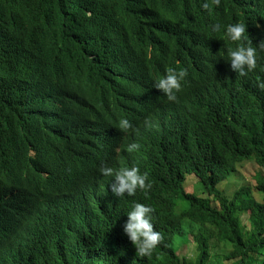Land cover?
<instances>
[{
    "label": "trees",
    "instance_id": "16d2710c",
    "mask_svg": "<svg viewBox=\"0 0 264 264\" xmlns=\"http://www.w3.org/2000/svg\"><path fill=\"white\" fill-rule=\"evenodd\" d=\"M205 2L209 9L201 8ZM241 20L264 23V0H0V264H264V175L256 185L260 199L248 186L231 196L219 188L243 162L264 171V90L257 86L264 82V51L258 50L257 67L217 98L226 50L236 47L225 26ZM213 24L221 25L219 32ZM245 35L253 47L264 39V31ZM160 42L168 54L173 48L183 54L189 79L179 102L193 110V120L160 110L133 121L118 106L125 99L131 105L135 73ZM156 68L149 62L145 70ZM90 97L116 115L113 132L100 137L99 155L75 185L68 176L71 151L85 132L70 122L76 102ZM121 118L136 125L133 135L145 149L129 153L122 145ZM130 154L149 161V201L162 230H155L158 245L140 257L121 227L88 230L87 219L56 218L69 208L124 215L127 204H107L99 167ZM189 175L201 195L185 193ZM22 213L56 222L40 231L43 245L14 255L6 251L16 224L6 221ZM66 219L80 221L73 226ZM56 225L73 226L76 234H58ZM189 245L192 255H182Z\"/></svg>",
    "mask_w": 264,
    "mask_h": 264
},
{
    "label": "clouds",
    "instance_id": "9594fccd",
    "mask_svg": "<svg viewBox=\"0 0 264 264\" xmlns=\"http://www.w3.org/2000/svg\"><path fill=\"white\" fill-rule=\"evenodd\" d=\"M214 2L218 4L219 0H214ZM209 7L210 5L207 2L201 4L202 9H209ZM251 23L241 20V22L225 26L227 38L236 42V47L226 50V61L229 63H226L227 67L222 71L221 80L223 83L217 88V98L223 95L226 85L228 89L232 83L235 84L239 81L238 75L245 76V70L251 72L257 67L258 50L264 51V39H261L259 44L253 47L251 43H248L249 38L245 34H247L248 30L264 31V23L261 20H255ZM220 28L221 25L219 24L211 26L214 33L219 32ZM150 47L152 48H149L141 67L135 73L137 87L131 89V105L125 99L118 106L125 108L122 111L133 121L148 119L152 114L160 110L171 112L179 121L182 119L193 120L195 116L193 110L189 107H182L179 102L189 79L188 70L181 66L183 54L174 48L168 54L165 52L164 45L161 42L156 46ZM149 62L155 63L157 68L145 70ZM83 86H87V84H83ZM257 86L261 90H264V82L258 81ZM205 89L207 92L213 93V96H216L211 85L206 86ZM155 96L159 97L155 98ZM163 96H166L170 101L164 102ZM98 100L99 97H90L82 98L76 102L77 116L75 120L70 122L79 128L80 132H83V130L85 132L84 137L74 139L71 151L73 160L68 176L75 185L80 184L83 173L91 169V156L99 155L102 142L100 139H96L97 130H99L97 136L100 137L108 136L113 132L111 118L116 113L111 110L108 111V104H99ZM181 108L184 110L183 114L180 111ZM147 123L148 121L145 120V124ZM117 127L116 129L122 133V145L128 144L126 150L129 153L135 151L137 148H141L139 143L141 141L133 135L134 131L138 128L131 120L121 118L118 121ZM77 136L80 137L82 134ZM142 147L144 148L145 145H142ZM33 154L35 155V152ZM137 158L136 155L130 154V157H123L121 163L107 166L101 162V166L99 167V172L103 176L102 193L107 194V204L112 202H114L110 204L112 206L127 204L129 207L124 215L115 217L107 209L103 208L98 209L97 213L96 211L89 213V210L87 212L81 210L73 211L69 208L67 212L62 211L61 216H56L57 220L61 218L63 220L64 216H66L65 213H67V218H79L83 222L86 219L89 220L90 226L88 230L96 227L103 228L108 224L121 227L123 231L122 239L128 245L129 250H134L135 247L136 257L149 255L161 241L160 233L155 230H162L155 221L158 215L150 203L151 200L149 201L153 187L151 176L144 167L133 164ZM56 179L58 180V178ZM184 191L190 195L198 194L197 192L189 193L186 190V183ZM46 207H48V204ZM25 210L26 208L22 207V211L25 212ZM44 219L48 223L43 226L41 221ZM66 221H71L73 226L75 224L78 226L79 222L69 219H66ZM6 222L7 224H16L9 246L11 251L8 250L6 252L14 255L18 253L20 255L26 252L32 253L37 249V246L43 245L40 240L45 235L37 238L40 231H48L54 226L56 221L52 217L44 218L41 213L25 215L22 213L21 215H14ZM73 226L60 227L56 225L53 231H56L58 234L64 233L74 236L76 232L73 231ZM50 238L53 237L50 235ZM130 242L133 247H130Z\"/></svg>",
    "mask_w": 264,
    "mask_h": 264
},
{
    "label": "rangeland",
    "instance_id": "374dc122",
    "mask_svg": "<svg viewBox=\"0 0 264 264\" xmlns=\"http://www.w3.org/2000/svg\"><path fill=\"white\" fill-rule=\"evenodd\" d=\"M238 172L235 177L228 179L225 183L219 186L220 190L225 189L226 192L231 196L234 192H236L242 186H248L252 189L253 194L260 199L261 194L256 191V185L258 179L261 175H264V171L261 167H259L254 161H246L238 166ZM186 182V190L189 193L197 192L200 194L201 192V184L198 183V180L190 175L187 177ZM201 195V194H200ZM191 248L192 245L186 246L183 248L182 255L186 254L191 256Z\"/></svg>",
    "mask_w": 264,
    "mask_h": 264
},
{
    "label": "bare ground",
    "instance_id": "6f19581e",
    "mask_svg": "<svg viewBox=\"0 0 264 264\" xmlns=\"http://www.w3.org/2000/svg\"><path fill=\"white\" fill-rule=\"evenodd\" d=\"M99 130H97L98 132ZM97 132H96V139L99 140L100 139V136H97ZM146 141V140H145ZM148 142V141H146ZM142 147V146H140ZM147 147H150L149 145ZM145 149V148H144ZM134 165H138V166H146V165H150L149 164V161L147 160V158L145 156H139L134 162H133Z\"/></svg>",
    "mask_w": 264,
    "mask_h": 264
},
{
    "label": "water",
    "instance_id": "95a60500",
    "mask_svg": "<svg viewBox=\"0 0 264 264\" xmlns=\"http://www.w3.org/2000/svg\"><path fill=\"white\" fill-rule=\"evenodd\" d=\"M158 97H159V96H155V98H158ZM163 98H164V99H163L164 102H169V101H170V100L167 99L166 96H163ZM156 102H159V101H156ZM104 197H107V196L104 195ZM89 216H90V214H89Z\"/></svg>",
    "mask_w": 264,
    "mask_h": 264
}]
</instances>
